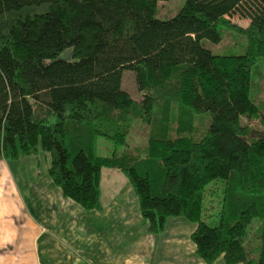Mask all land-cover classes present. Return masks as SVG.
I'll return each instance as SVG.
<instances>
[{
    "label": "trees",
    "instance_id": "obj_1",
    "mask_svg": "<svg viewBox=\"0 0 264 264\" xmlns=\"http://www.w3.org/2000/svg\"><path fill=\"white\" fill-rule=\"evenodd\" d=\"M164 1L0 0V157L47 153L55 185L88 211L118 169L150 234L182 218L205 264H264V0H185L159 19ZM226 38L245 54L210 50Z\"/></svg>",
    "mask_w": 264,
    "mask_h": 264
},
{
    "label": "crops",
    "instance_id": "obj_2",
    "mask_svg": "<svg viewBox=\"0 0 264 264\" xmlns=\"http://www.w3.org/2000/svg\"><path fill=\"white\" fill-rule=\"evenodd\" d=\"M40 154L0 157V264H205L187 220L170 219L160 235L148 232L118 169L103 171L101 209L88 211L63 195Z\"/></svg>",
    "mask_w": 264,
    "mask_h": 264
},
{
    "label": "rangeland",
    "instance_id": "obj_3",
    "mask_svg": "<svg viewBox=\"0 0 264 264\" xmlns=\"http://www.w3.org/2000/svg\"><path fill=\"white\" fill-rule=\"evenodd\" d=\"M158 4H159V13H158L157 17L159 19H167L169 17L175 16L180 11V9H182V7L185 4V0H168V1H164V2H159ZM236 25L238 27H241V28L247 27L246 22H238V23H236ZM210 50H212V52L214 54H218V55L240 56V55L245 54V42L242 38H239V39L226 38L223 41V43H221V44H211ZM258 77L260 78V80H263L264 69L258 70ZM261 84L263 86V89L259 91L260 92V94L258 95L259 97L256 98L257 103L264 101V81L261 82ZM122 88H123V90L128 92L135 101H141L142 100L143 97L137 89V85H136V81H135V77H134L133 72L125 71L123 73ZM262 113L264 115V110H262ZM246 122H247V120H246ZM253 125L257 128H261L260 122H255V123H253ZM141 126L142 125L139 123V124H137L136 129L134 128V130H133L131 142L134 145H141V143L145 140V139L140 140V137L142 138L141 134L144 133L143 132L144 130H142ZM262 129L264 130V128H262ZM110 148H111L110 143L105 141L103 138L99 139L98 150H97L99 155H105L108 152V150H110ZM41 153H44V152H41ZM42 155L43 154H40L38 157H40V159L42 160L41 165L43 167L44 156H42ZM44 155H46L47 160H48V165H49L50 164V157L47 153H44ZM102 176H103V173H102ZM256 222L257 221H255L254 224ZM219 263H223V260H220Z\"/></svg>",
    "mask_w": 264,
    "mask_h": 264
}]
</instances>
